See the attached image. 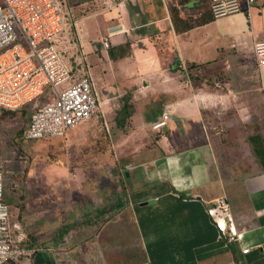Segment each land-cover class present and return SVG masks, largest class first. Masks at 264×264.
<instances>
[{
	"label": "crops",
	"instance_id": "obj_1",
	"mask_svg": "<svg viewBox=\"0 0 264 264\" xmlns=\"http://www.w3.org/2000/svg\"><path fill=\"white\" fill-rule=\"evenodd\" d=\"M118 9L121 21L109 25L106 35L98 26L93 42L75 26L71 60H82L98 88L106 66H123L124 76L111 80L108 74L109 87L129 93L138 83L130 94L144 95L130 99L122 128L109 123L108 200L82 216L59 220L3 197L16 210L9 222L20 224L18 244L25 251L4 264H264V166L251 140L261 138L264 152V64L256 63L251 50L264 30V1L218 18H212L209 0H122ZM173 9L180 18L212 19L176 30ZM114 26L120 28L111 30ZM106 36L104 48L100 41ZM124 42L129 53L110 59L107 49ZM189 64L197 66L187 69ZM218 69L223 88L189 83L201 70L203 78L214 80ZM165 109V125L151 129ZM78 125L50 138L77 137L85 129ZM217 196L226 198L229 217L215 222L206 207ZM232 232L237 239L227 242Z\"/></svg>",
	"mask_w": 264,
	"mask_h": 264
},
{
	"label": "rangeland",
	"instance_id": "obj_2",
	"mask_svg": "<svg viewBox=\"0 0 264 264\" xmlns=\"http://www.w3.org/2000/svg\"><path fill=\"white\" fill-rule=\"evenodd\" d=\"M72 1L68 3L67 0H62L61 3L68 27L69 45L67 44L65 48L64 43L60 47L65 60L67 59V62L73 66L71 60L75 55V34H73L75 26L82 29L88 42L95 41L91 35L98 26L101 30L99 34L106 35V28L109 25L121 21L118 8L121 7L122 0ZM138 46L141 47V44ZM154 47L161 51L156 42ZM71 49L72 53H70ZM122 68L109 70L106 66L104 69L106 75H101L100 88L94 82L97 90H100V97L105 101L106 110L102 115L93 116L80 123L78 127L83 125L85 129L77 137L68 135L70 138L67 140V136L25 140L22 131L34 107L33 104H28L23 110L13 114L0 113V159L5 199L20 201L21 204H25L26 209L30 207L39 211L41 208L47 216L57 217L59 220L82 216L80 212L102 206L108 200L110 195L108 184L113 181L108 173L111 162L109 123L115 120L118 126L120 124L117 128H122L127 118L122 104L126 102V110L130 112V99L139 101L144 97L141 93H137L134 97L130 94L137 87H141L138 83H134V88L129 93L128 91L118 93L117 89L109 87L108 79L112 80L117 75L124 76ZM204 74L203 70L196 75L191 74L189 83L195 88L205 86L223 88L221 79L224 75H220L219 69L212 71L216 78L214 80L212 77L203 78ZM124 88L130 89L128 86ZM50 92L51 89L46 87L45 96L36 100L35 104L44 101L46 94ZM76 129L77 127L74 128ZM15 214L16 210L13 207L9 209V217ZM102 221L101 225L105 229L101 237L105 236L102 240L106 244L108 242L106 236L109 232L106 217Z\"/></svg>",
	"mask_w": 264,
	"mask_h": 264
},
{
	"label": "built area",
	"instance_id": "obj_3",
	"mask_svg": "<svg viewBox=\"0 0 264 264\" xmlns=\"http://www.w3.org/2000/svg\"><path fill=\"white\" fill-rule=\"evenodd\" d=\"M254 2L209 0V11L212 18H218L247 12ZM61 3L62 0H0V109L15 111L25 104H33L22 131L25 140L62 136L79 123L102 114L87 67L82 60H75L72 66L63 57L60 45L65 43L67 48L69 41ZM100 42L104 48L109 46L107 37H102ZM251 50L256 63L264 64V30L252 42ZM46 87L51 89L50 94L35 104L43 97ZM167 119L165 109L151 124V129L163 127ZM2 177L0 159V264L25 254L18 244L23 237L20 224L9 222ZM206 212L215 222L229 217L226 198L215 197ZM236 239L237 234L233 232L226 236L227 242ZM247 251V247H241V252Z\"/></svg>",
	"mask_w": 264,
	"mask_h": 264
},
{
	"label": "trees",
	"instance_id": "obj_4",
	"mask_svg": "<svg viewBox=\"0 0 264 264\" xmlns=\"http://www.w3.org/2000/svg\"><path fill=\"white\" fill-rule=\"evenodd\" d=\"M178 1L180 4L183 3V0H178ZM211 19H212L211 16L206 17V18L199 16V17L195 18L194 20H192L189 17L180 18V17H177V10L174 13H172V15H171V21H172V24L176 30H186V29L192 27L193 25H198V24L204 23L205 21H209ZM128 53H129V44L127 42H124V43H121V44H118L115 46H111L107 49V55L109 56L110 59H113V60L120 58V57H123V56H126ZM194 66L196 67L197 64H189L186 68L190 69L191 67H194ZM26 105H28V104H25L24 106H22L21 108L15 110V111L0 109V113H2V114H6V113L13 114V113H16L20 110H23V108ZM126 105H127L126 102H124L122 104V107L124 110V115H128V111L126 110V107H127ZM27 121H28V119H27ZM257 138L252 136L251 140L253 141L254 152L256 154V157L258 158V161L261 164V166H264V160H263V155H262V154H264V152H262V149H263L262 139L258 138L259 148L257 149L256 148V144H258Z\"/></svg>",
	"mask_w": 264,
	"mask_h": 264
},
{
	"label": "water",
	"instance_id": "obj_5",
	"mask_svg": "<svg viewBox=\"0 0 264 264\" xmlns=\"http://www.w3.org/2000/svg\"><path fill=\"white\" fill-rule=\"evenodd\" d=\"M119 29L120 28V26H114V27H112V28H110L111 30H115V29Z\"/></svg>",
	"mask_w": 264,
	"mask_h": 264
}]
</instances>
